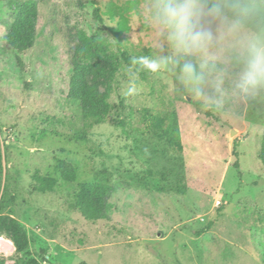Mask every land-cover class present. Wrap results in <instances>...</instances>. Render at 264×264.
I'll use <instances>...</instances> for the list:
<instances>
[{
    "label": "rangeland",
    "instance_id": "obj_1",
    "mask_svg": "<svg viewBox=\"0 0 264 264\" xmlns=\"http://www.w3.org/2000/svg\"><path fill=\"white\" fill-rule=\"evenodd\" d=\"M22 1L0 0V241L16 246L0 264H264V96L209 110L174 73L132 65L160 51L142 19L146 0H32L35 42L14 50L7 34ZM84 37L102 45L93 62L107 69L98 83L112 109L97 111L100 124L72 87ZM130 78L137 93L126 97ZM172 112L182 152L150 117ZM98 173L114 192L108 219L93 222L77 197ZM35 175L55 178L54 190L36 191Z\"/></svg>",
    "mask_w": 264,
    "mask_h": 264
},
{
    "label": "clouds",
    "instance_id": "obj_2",
    "mask_svg": "<svg viewBox=\"0 0 264 264\" xmlns=\"http://www.w3.org/2000/svg\"><path fill=\"white\" fill-rule=\"evenodd\" d=\"M142 19L160 51L132 65L174 73L185 97L209 110L264 96V0H146ZM136 93L130 78L123 94Z\"/></svg>",
    "mask_w": 264,
    "mask_h": 264
},
{
    "label": "trees",
    "instance_id": "obj_3",
    "mask_svg": "<svg viewBox=\"0 0 264 264\" xmlns=\"http://www.w3.org/2000/svg\"><path fill=\"white\" fill-rule=\"evenodd\" d=\"M101 21V17H98ZM38 23V6L37 3L28 0L19 2L14 11L10 29L7 34V44L10 48L26 52L34 44L36 39V28ZM127 20H122L119 26L114 29L115 37L120 40L121 35L127 31ZM85 47L80 48V61H74V75L72 78V87L78 92L79 99L83 102H88L89 107L84 109V117L88 121L100 124L103 119L97 114L100 110L103 114H109L112 105L107 101L105 95H101L99 90V79L105 77L107 72L106 67L100 66L99 62H93L94 57L103 58L102 45L94 38L88 39L84 37ZM95 48V51H92ZM114 57L106 56V62ZM83 60V61H82ZM93 76V85L87 82V77ZM153 119V127L156 130L162 131L168 144L177 152L183 151L181 142V130L179 118L176 112L167 113L164 116L151 114ZM262 160L264 162V138L262 141ZM3 149L0 136V192L2 187L3 176ZM65 182H69L68 174H64ZM33 180L36 182V191L52 192L57 185V180L50 176L35 175ZM114 192V186L111 184L108 177L103 173H98L94 182L83 186L82 191L77 197V208L87 221H100L108 219L107 201L109 196ZM208 229H202L197 232V236H201ZM15 249L16 246L14 245Z\"/></svg>",
    "mask_w": 264,
    "mask_h": 264
},
{
    "label": "built area",
    "instance_id": "obj_4",
    "mask_svg": "<svg viewBox=\"0 0 264 264\" xmlns=\"http://www.w3.org/2000/svg\"><path fill=\"white\" fill-rule=\"evenodd\" d=\"M0 244H1L0 253H5V254H8V255L9 254H13L15 248H14V246L12 244H10L8 242H4L3 240L0 241Z\"/></svg>",
    "mask_w": 264,
    "mask_h": 264
},
{
    "label": "bare ground",
    "instance_id": "obj_5",
    "mask_svg": "<svg viewBox=\"0 0 264 264\" xmlns=\"http://www.w3.org/2000/svg\"><path fill=\"white\" fill-rule=\"evenodd\" d=\"M0 247H1V244H0Z\"/></svg>",
    "mask_w": 264,
    "mask_h": 264
},
{
    "label": "water",
    "instance_id": "obj_6",
    "mask_svg": "<svg viewBox=\"0 0 264 264\" xmlns=\"http://www.w3.org/2000/svg\"><path fill=\"white\" fill-rule=\"evenodd\" d=\"M232 134H234V132Z\"/></svg>",
    "mask_w": 264,
    "mask_h": 264
}]
</instances>
